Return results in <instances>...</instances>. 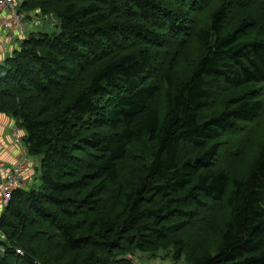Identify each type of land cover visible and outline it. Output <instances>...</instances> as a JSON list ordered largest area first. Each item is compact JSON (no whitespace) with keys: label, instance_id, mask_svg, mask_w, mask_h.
I'll use <instances>...</instances> for the list:
<instances>
[{"label":"trees","instance_id":"16d2710c","mask_svg":"<svg viewBox=\"0 0 264 264\" xmlns=\"http://www.w3.org/2000/svg\"><path fill=\"white\" fill-rule=\"evenodd\" d=\"M218 1L199 26L210 0L22 1L58 31L0 65V113L41 156L0 212V264H264V136L216 161L262 109L264 0Z\"/></svg>","mask_w":264,"mask_h":264},{"label":"rangeland","instance_id":"374dc122","mask_svg":"<svg viewBox=\"0 0 264 264\" xmlns=\"http://www.w3.org/2000/svg\"><path fill=\"white\" fill-rule=\"evenodd\" d=\"M209 2L197 15V18H201V20L195 22V26H199L200 23L205 22V16L208 14V12L215 8L218 5V0H210ZM34 18H38V24L36 25V31L41 33H49L54 34L58 31L57 26V18L53 15L49 14H43L38 10H33L31 12H28L25 14V21L28 24L34 25ZM198 23V24H197ZM27 34V33H26ZM21 41V38L19 36H14V39L12 40V46H17ZM192 55L195 56L196 52H198V47L195 43H192ZM2 63H0L1 65ZM2 68L0 67V71ZM230 89H215L214 90V96L215 100L219 102L220 98L225 97L226 94L229 92ZM254 92V94L258 95V98L263 101L262 109L259 112L258 116L252 120L251 122L244 123L235 131H232L228 134H223L219 137L217 140H221L223 142L221 144L219 153L217 155V164L219 166L226 167L228 163L226 162V157L237 150L241 151L245 154L247 153L248 149L256 142L257 140L261 139L264 136V84L259 85L257 87H251L250 91ZM217 107V105L215 106ZM5 115V114H4ZM10 117V116H8ZM12 118V117H10ZM14 119V118H12ZM14 122L16 126L20 129L18 126L16 120L14 119ZM17 130V129H16ZM18 131V130H17ZM226 156V157H225ZM38 158L39 162L41 159V156H35ZM33 177V185H39L40 182V168L39 163L36 169H34V172L32 174ZM30 186V187H32ZM28 187V188H30ZM2 210V208L0 209ZM212 238L210 237V241ZM173 249H161L156 252H135L131 257L133 264H187L184 256H180L178 258H175L173 256Z\"/></svg>","mask_w":264,"mask_h":264},{"label":"built area","instance_id":"2783aa9c","mask_svg":"<svg viewBox=\"0 0 264 264\" xmlns=\"http://www.w3.org/2000/svg\"><path fill=\"white\" fill-rule=\"evenodd\" d=\"M23 0H0V63L9 57L17 46H12L14 36L21 39L30 33H36L38 18H34V25L25 21V12L21 11L20 5ZM27 33V34H26ZM17 140V130L12 132ZM25 160L16 162L8 167H4L0 161V192L2 207H5L10 199L12 191L25 188ZM1 212V210H0ZM0 239L4 240V235L0 234ZM15 252L19 255L23 251L16 247Z\"/></svg>","mask_w":264,"mask_h":264},{"label":"crops","instance_id":"0c3cea01","mask_svg":"<svg viewBox=\"0 0 264 264\" xmlns=\"http://www.w3.org/2000/svg\"><path fill=\"white\" fill-rule=\"evenodd\" d=\"M17 131L19 138L16 140L12 134L14 130ZM23 131L19 129L14 119L0 113V161L4 167H8L16 162L25 160V188L33 185L32 174L34 169L37 168L39 160L35 156H31L27 153L23 144ZM1 203V192H0V209Z\"/></svg>","mask_w":264,"mask_h":264}]
</instances>
